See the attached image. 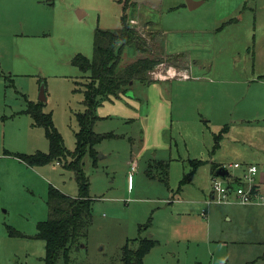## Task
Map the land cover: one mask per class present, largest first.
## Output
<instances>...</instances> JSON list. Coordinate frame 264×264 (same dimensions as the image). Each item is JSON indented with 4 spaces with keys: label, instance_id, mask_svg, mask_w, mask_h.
<instances>
[{
    "label": "rangeland",
    "instance_id": "obj_1",
    "mask_svg": "<svg viewBox=\"0 0 264 264\" xmlns=\"http://www.w3.org/2000/svg\"><path fill=\"white\" fill-rule=\"evenodd\" d=\"M133 1L0 0V264H44L45 244L36 235L37 224L47 219L49 187L71 198L79 195L64 160L30 167L18 159L49 152L45 130L24 111L39 103L43 85L42 112L73 153L88 73L72 59L92 60L94 32L119 30L123 18L143 43L140 50L125 48L120 68L139 59L161 63L144 75L147 82L132 83L130 96L119 94L95 108L92 131L111 137L95 145L94 158L82 159L92 221L86 238L71 249L72 264H122L123 247L136 249L140 239L153 244L142 264H264L263 230L250 233L244 214L230 211L234 206L207 199L210 160L219 158L225 166L232 160L226 142L213 149V135L222 127L195 106L200 79L213 81V68L226 65L225 53L222 61L212 44L215 28L227 24L215 21L210 0L193 10L185 7L186 0H162L159 9ZM235 23L255 27L249 11ZM183 72L192 80H171ZM159 82L164 104L187 106L173 110V117L154 114L146 122L147 87ZM153 158L169 164L166 184L145 176ZM198 161L202 164L195 166Z\"/></svg>",
    "mask_w": 264,
    "mask_h": 264
},
{
    "label": "crops",
    "instance_id": "obj_2",
    "mask_svg": "<svg viewBox=\"0 0 264 264\" xmlns=\"http://www.w3.org/2000/svg\"><path fill=\"white\" fill-rule=\"evenodd\" d=\"M157 4L150 3L152 8L159 9L162 0H155ZM253 1L254 8L248 7L249 2ZM193 9L202 7L208 0H186ZM210 8L215 15V21L227 25H218L213 31L212 44L215 52L227 59L226 65H218L213 68L215 79H199V105H196V111L202 116L213 120L215 127H222L218 133L213 135L214 151L220 148L225 142L228 147L227 156L232 160L228 165H224L222 160L212 159L209 163L210 178H212L213 168L221 166L238 164L239 168L229 171V176L240 178L247 166L254 165L259 171L261 186L264 185V25L258 26L264 21V0H210ZM192 9V10H193ZM249 11L251 19L255 24L254 29L245 25H238L235 22H241L243 15ZM82 15L81 11H78ZM240 14L239 18L237 15ZM233 24V25H232ZM229 32L227 39L220 38L222 34ZM259 32V33H258ZM34 37V36H33ZM252 42V43H251ZM251 45V46H250ZM225 53V55H223ZM187 74V72H185ZM188 75V74H187ZM189 76V75H188ZM202 77V76H201ZM181 80L180 82H189L192 78L171 79ZM170 80V81H171ZM162 82L147 87L148 94L146 99H150V105L147 113L143 115L144 120L153 117L154 114L161 117H173L182 107L187 106L184 103L175 102L176 104H164L166 102L162 95ZM217 84V87L214 86ZM211 91L212 96L207 93ZM163 101V102H162ZM151 112V114H150ZM207 112L209 114L207 115ZM178 115V114H176ZM173 121V120H172ZM205 124L208 121H204ZM223 135L218 140L215 148V136L223 131ZM221 143V144H220ZM156 161L154 158L147 161V165ZM204 164V163H203ZM169 167V166H168ZM228 176V177H229ZM208 196V197H207ZM207 199L212 198L211 190ZM227 206H234L232 212H241L244 214L242 222L250 226L249 232H264V207L241 206L236 203H227ZM230 215V213L228 212ZM231 216V215H230ZM228 217L229 222L233 217ZM264 236V233H263ZM228 246L225 241H218ZM232 244L237 245L233 242ZM252 244H261L252 243ZM229 261V260H228ZM228 261L221 264H227Z\"/></svg>",
    "mask_w": 264,
    "mask_h": 264
},
{
    "label": "trees",
    "instance_id": "obj_3",
    "mask_svg": "<svg viewBox=\"0 0 264 264\" xmlns=\"http://www.w3.org/2000/svg\"><path fill=\"white\" fill-rule=\"evenodd\" d=\"M142 43L140 34L123 18L119 30L94 32L92 60L81 55H76L72 59L74 66L82 73H88L84 91V112L76 115L78 130L75 134L76 148L73 153L65 150L61 137L53 128L50 115L42 112L43 103L28 104L24 111L34 126L45 130L49 152L48 154L36 152L30 156H19L18 159L30 167L42 166L54 160L58 164L64 160V167L74 173L79 191L77 198H71L53 187L48 189L47 219L37 224L36 235L45 244L44 264H72L71 249L78 246L81 239L86 238L88 226L92 221V209L91 200L86 196L88 186L82 159L86 154L94 158L95 145L102 139L111 137L96 135L92 131V125L96 120L94 111L99 102L127 93L133 82H147L144 75L161 63V60L139 59L120 68L121 55L125 48L140 50ZM223 132L224 130L215 136V148ZM7 155L9 154L6 153ZM200 164L202 162L198 161L194 165ZM168 166L167 162H152L145 170V176L166 184ZM152 247L151 240L146 239L138 240L136 249L125 245L122 249V264H142L145 254Z\"/></svg>",
    "mask_w": 264,
    "mask_h": 264
},
{
    "label": "built area",
    "instance_id": "obj_4",
    "mask_svg": "<svg viewBox=\"0 0 264 264\" xmlns=\"http://www.w3.org/2000/svg\"><path fill=\"white\" fill-rule=\"evenodd\" d=\"M131 23H133V21H131ZM169 76H172V74H169ZM176 76L177 79H187L189 77L184 72L180 76ZM164 77L165 76L155 75V78L159 79H164ZM171 78H174V76ZM56 165L58 164L56 163ZM228 167L239 168V165L233 164ZM132 171H135V167L132 168ZM258 177L259 171L254 165L247 166L240 178H234V176L231 175L222 180L219 177L212 176V198L210 200H216L224 204L232 202L241 206L264 207V185L261 186L263 182H261ZM201 215L206 217L204 212Z\"/></svg>",
    "mask_w": 264,
    "mask_h": 264
},
{
    "label": "water",
    "instance_id": "obj_5",
    "mask_svg": "<svg viewBox=\"0 0 264 264\" xmlns=\"http://www.w3.org/2000/svg\"><path fill=\"white\" fill-rule=\"evenodd\" d=\"M133 2L134 3H138V4L144 3V2L157 4V1H155V0H134ZM187 7H188L189 10L193 9V7H191L188 2H187ZM78 16L81 17L82 15H80V13H78ZM127 94H129V96L131 95L129 92ZM37 101L41 102V103H44L46 101L45 90H44V86L43 85H41V87L39 89V94H38ZM214 176L215 177H219L222 180H224V179H226L229 176V172L227 171L225 166H221V167H218L215 170Z\"/></svg>",
    "mask_w": 264,
    "mask_h": 264
},
{
    "label": "bare ground",
    "instance_id": "obj_6",
    "mask_svg": "<svg viewBox=\"0 0 264 264\" xmlns=\"http://www.w3.org/2000/svg\"><path fill=\"white\" fill-rule=\"evenodd\" d=\"M170 73V72H169ZM172 74V73H171Z\"/></svg>",
    "mask_w": 264,
    "mask_h": 264
}]
</instances>
